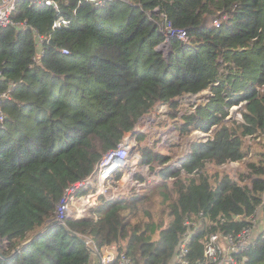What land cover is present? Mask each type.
Here are the masks:
<instances>
[{"label": "trees", "instance_id": "1", "mask_svg": "<svg viewBox=\"0 0 264 264\" xmlns=\"http://www.w3.org/2000/svg\"><path fill=\"white\" fill-rule=\"evenodd\" d=\"M55 1L69 26L54 30L53 7L23 0L12 18L27 26L0 28V95L7 93L0 122V264H99L89 239L99 250L116 244L131 264H174L188 220L195 224L189 257L203 258L205 236L237 233L264 206V154L237 177L217 170L244 162L247 138L264 134V0ZM163 15L188 37H172L167 55L160 51L167 39ZM38 35L54 44L44 42L35 63ZM206 90L205 103L181 113L183 96ZM160 104L170 107L181 136L210 134L191 141L175 169L165 149L136 133L140 165L153 177L139 173L143 187L111 200L101 196L83 217L56 224L67 189L92 175ZM234 106L241 121L228 118ZM243 258L264 264V240Z\"/></svg>", "mask_w": 264, "mask_h": 264}, {"label": "built area", "instance_id": "2", "mask_svg": "<svg viewBox=\"0 0 264 264\" xmlns=\"http://www.w3.org/2000/svg\"><path fill=\"white\" fill-rule=\"evenodd\" d=\"M23 0H0V28L15 26L19 29L25 28L27 24L21 21H15L12 18V14L16 7ZM31 5L50 6L53 7L58 18L54 21L52 28L55 30L61 27H67L70 25V20L62 16L59 4L55 0H27ZM114 0H81V3H89L94 6H104ZM128 2V0H125ZM159 12V11H157ZM165 19V29L167 33V45L170 46V39L172 37H178L183 41H187V33L182 29H174L172 24L167 20V16L163 15ZM216 25L220 26V23L216 21ZM39 38V53L34 56L33 62L37 63L41 61L45 51L42 48L44 42H49L51 39L42 35H38ZM63 54H69L68 49L62 50ZM1 75V73H0ZM199 95H185L181 98V102L194 103L195 99ZM7 97V93L0 95V122L4 124L5 115L2 112L1 102L2 99ZM153 117L152 115H150ZM142 120V119H141ZM139 121V123L141 122ZM149 121H153L150 118ZM137 124L134 131L126 134L123 140L118 146L109 151L96 167L94 173L86 179L75 183L70 186L63 199L61 200L57 212L56 221L61 224H65V221L72 215V207L74 204L79 203L80 212H84L87 208L95 207L100 202V197L104 196L107 200L114 199L119 193L117 188L113 190L112 182L115 180L117 173H122L128 168V170H136V166L129 165L130 152L133 147L139 148V142L134 136L136 133H145L146 127L143 124ZM137 157L140 158L137 151ZM121 181V178L118 182ZM90 187V190L83 195H78V191ZM112 187V191H110ZM76 215L77 217L79 216ZM83 215V214H82ZM84 216V215H83ZM249 224L244 226L237 233H225L223 231L211 232L203 239V258L192 261L189 257L190 252V239L194 231L191 229V221H186L185 225L187 230L183 233V237L178 246L177 255L174 264H244L245 258L242 256L250 251L255 245L258 239L264 240V206H258L255 211L249 217ZM87 244L91 245L92 250L99 257V264H131V259L125 252H121L116 244H111L98 249L96 243L92 240H88ZM3 242H0V246Z\"/></svg>", "mask_w": 264, "mask_h": 264}, {"label": "rangeland", "instance_id": "3", "mask_svg": "<svg viewBox=\"0 0 264 264\" xmlns=\"http://www.w3.org/2000/svg\"><path fill=\"white\" fill-rule=\"evenodd\" d=\"M167 35V33H166ZM160 51L164 54H168L170 52V46L165 42L161 45ZM211 96V91L206 90L205 92L199 94V96L195 99L194 103H185L181 102L180 108L181 113L185 111H194L198 105L201 103H205L208 98ZM158 108V109H157ZM151 117L150 115H146L142 118L139 124H143L146 127V132L148 136V141L150 145H156L158 148L165 149V152L168 153L172 158L170 160V164L175 168L179 169L181 167V161L185 157V155L189 152V146L191 141L196 138H206L210 133H202L201 131H192L188 136H181L178 130L175 128L174 120L170 117V107L165 105L163 108L159 109L157 107ZM239 106H234L230 109V115L228 118H233L237 121L242 120V114L240 113ZM150 118L153 121H149ZM247 144L250 147V154L244 160V162H233L230 164H226L217 168L218 171L223 173H229L233 177H237L239 172L244 171L245 164L250 161H260L262 159V154H264V134L258 135L255 137H248ZM137 149V147H136ZM135 147L131 149V154L129 157V165L134 167L136 165V170L134 169L124 170L121 173V177L124 173L125 177H128L127 174H130L129 181L125 183V187H119V189L123 192H127L131 190L133 186L135 187H143L144 184L140 183L136 178L137 174H143L146 178H152L153 174L149 169V166H141L138 163V158L136 154ZM215 170L212 168V171ZM117 180V179H116ZM114 190V188H113ZM112 191V187L110 189ZM80 205L76 203L72 207V215H78L80 212ZM5 241L3 242V244Z\"/></svg>", "mask_w": 264, "mask_h": 264}, {"label": "crops", "instance_id": "4", "mask_svg": "<svg viewBox=\"0 0 264 264\" xmlns=\"http://www.w3.org/2000/svg\"><path fill=\"white\" fill-rule=\"evenodd\" d=\"M165 105H159L158 107H159V109H161V108H163ZM158 109V108H157ZM136 149V148H135ZM136 150H138V148L136 149ZM136 153H137V151H136ZM138 158V163L140 164V158L139 157H137ZM136 166V165H135ZM129 175L130 174H127V176L128 177H125L126 175H124V173H123V175H122V177H121V181L120 182H118V180H116V182H115V180L112 182V186L114 187V189H116L117 188V190L118 191H121L120 189H119V187H125V183L127 182V181H129V179H130V177H129ZM85 214L84 212H82L81 214H79V216H78V218H81V217H83V215Z\"/></svg>", "mask_w": 264, "mask_h": 264}, {"label": "water", "instance_id": "5", "mask_svg": "<svg viewBox=\"0 0 264 264\" xmlns=\"http://www.w3.org/2000/svg\"><path fill=\"white\" fill-rule=\"evenodd\" d=\"M50 43L54 44L53 39L50 40ZM183 159H184V158H183ZM182 161H183V160H182ZM182 161H181V162H182ZM55 223L58 224L59 222H58V221H55ZM59 224H61V223H59ZM17 250H19V249H17ZM92 251H93V250H92ZM93 252H94V251H93Z\"/></svg>", "mask_w": 264, "mask_h": 264}]
</instances>
